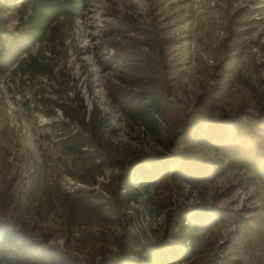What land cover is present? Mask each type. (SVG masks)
I'll return each mask as SVG.
<instances>
[{"label":"rangeland","instance_id":"1","mask_svg":"<svg viewBox=\"0 0 264 264\" xmlns=\"http://www.w3.org/2000/svg\"><path fill=\"white\" fill-rule=\"evenodd\" d=\"M82 4V15L60 25L58 56L66 60L67 75L89 108L94 102L109 118L110 141L122 151H165L146 122L129 119L121 102L113 100L119 87L141 91V86L124 80V68L107 62L118 48L133 49L146 39L138 32L128 33L125 24L148 25L159 33L163 86L171 100L164 120L158 117L164 137L180 127L197 103L218 111L244 110L264 123L259 99L264 95V0H83ZM20 23L13 10L10 28ZM41 49L49 51V46ZM7 82L0 76V225L25 228L37 238L49 237V244L81 260L98 261L102 250L114 248L122 226L106 224L91 211L70 212L64 198L77 196L79 190L106 196L103 185L119 170L106 167L93 186L66 175L57 162L56 140L44 137L48 120L30 113ZM204 192L226 220L209 225L198 253L179 264H264V185L243 169L227 167ZM150 196L154 200L172 196L194 210L200 201L198 189L178 187L169 179L151 186ZM148 197L136 205L138 212L128 214L145 239L156 241L168 225L165 212L149 210Z\"/></svg>","mask_w":264,"mask_h":264},{"label":"trees","instance_id":"2","mask_svg":"<svg viewBox=\"0 0 264 264\" xmlns=\"http://www.w3.org/2000/svg\"><path fill=\"white\" fill-rule=\"evenodd\" d=\"M82 3L83 0H0V76L7 78L9 90L17 89L30 113L48 120L44 137L48 142L56 140L57 162L66 175L93 186L98 184L99 175L104 176L106 167L119 170L103 185L106 196L79 190L77 196L67 194L64 204L70 212L81 209L98 214L102 222L122 226L123 233L114 239L113 249L101 251L98 261L81 260L49 244V237L40 239L25 228L1 224L0 263L187 262L198 253L208 226L226 220L219 206L205 195L208 183L227 167H237L264 185V123L244 110L218 111L215 106L197 103L181 120L180 127L164 137L158 117H166L171 100L163 86L159 33L148 25L125 24L123 28L128 33L135 31L146 39L133 49L116 48V56L107 62L124 68V80L141 86V91L132 93L119 87L113 100L121 102L129 119L146 122L165 151H122L110 141L109 118L96 103L89 108L75 80L67 75L66 60L58 56L60 25L82 15ZM13 10L19 13L21 23L12 29L9 23ZM45 44L49 51L41 49ZM250 86L254 94L258 93L255 86ZM259 99L264 114L262 93ZM168 179L178 187L198 189L196 210L176 203L172 196L166 200L148 197L151 186ZM144 197H148L150 211L166 215L168 227L156 241L145 239L128 214L139 211L136 205ZM234 219L245 221L239 216Z\"/></svg>","mask_w":264,"mask_h":264}]
</instances>
